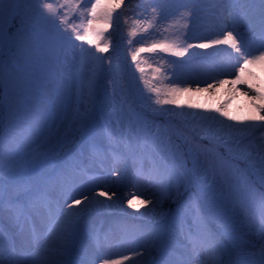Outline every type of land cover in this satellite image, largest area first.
Listing matches in <instances>:
<instances>
[{"label":"snow or ice","instance_id":"6c2138e0","mask_svg":"<svg viewBox=\"0 0 264 264\" xmlns=\"http://www.w3.org/2000/svg\"><path fill=\"white\" fill-rule=\"evenodd\" d=\"M26 3L27 0H9L5 7L4 0H0V50L3 49L6 43H11L14 35H19L21 38L30 36L34 40L37 53L39 54L40 37L34 30L35 24L30 25L28 18L24 15ZM219 3L221 5L219 9V19L221 21L225 20L224 13L227 11L228 17L232 19L234 25L241 23L252 25L255 23L259 29V42L251 52L248 51V42L245 41L244 37L235 27L232 30H222L219 34L220 38L212 40L210 43H200L198 45L200 48L225 45L228 49H231L229 54L231 58L230 67L225 69L224 73H218V75H232L235 73V78L231 81L218 80L215 82L220 84L230 83L232 88L237 92H241V89L236 87L237 85L246 86L241 94L247 99L254 115H250L246 120L241 121L242 127L232 124L226 125L225 127L230 130L229 139H225L219 135L212 137V139H218L225 146H228L230 143L239 144L241 137L251 136L256 130L264 129V77H258L256 72L250 70V66H252L258 68L261 73H264V0H219ZM88 4H90V7L85 6ZM121 4L122 0H109L108 3L104 4L101 3V0H42L38 16L41 20L52 24H55L57 20L59 21L57 31L61 35L64 44H73L74 40L83 41L86 35H91L96 39L89 40V45H94L98 52L103 53L108 51L110 47V41L104 39V34L115 23V14L117 9L121 7ZM190 4V7L185 6L186 10L181 12L179 18L175 21V24L180 29L185 30L181 32V36L184 39L178 36L174 41L161 43L158 46L162 51H172L173 55L183 56L192 47L191 44H188L186 47L184 45L186 44V30L190 28L196 17L198 0H190ZM166 6L167 0H163L162 6L151 9L153 15L146 22V26L143 29L144 32L147 33L149 29L154 27ZM61 9L65 10L63 15H61ZM69 11H71L72 17L68 15ZM256 12H258V17L253 15ZM5 13L7 14V31L5 30ZM77 15L80 18V23H69V20ZM17 21H19V26H17ZM100 21L103 22L102 25L99 23ZM14 28L15 34L12 32ZM136 34L135 31L130 33L131 36H135ZM6 36L7 40L5 39ZM101 40H103V47L99 42ZM156 46L154 45L152 48L147 49V51H154ZM78 47H80L81 52L88 51V49L84 48L83 44L78 45ZM143 51L145 49L141 48L135 52L132 55V60L135 62ZM93 59L102 61L104 57L93 54ZM137 69L143 74L144 68L139 64H137ZM40 70L47 73L42 81V87L47 88L51 85L55 88L58 86L59 80L56 78L55 73L47 69L46 61L41 63ZM141 79L143 80V75ZM257 80L260 83H256ZM144 83L148 91L156 94L155 104L174 103L167 93L161 98V89L153 87L149 81H144ZM211 86V84L208 85V87ZM178 91L180 89L175 85L168 89V92L171 93ZM93 92L94 80L92 78H89L87 81L83 79L79 80L76 89V109L67 127L61 131L60 127L56 125L58 97L55 91L51 94L44 93L48 98L45 101L46 108L42 113L22 108L19 101H14L12 96L11 74L9 73L8 77H6L4 72L0 70V154L7 153L8 159L11 160L10 164L0 165V215L7 210L12 213L13 218L19 224L22 219L27 222L26 209L28 208H33L37 211L40 209L51 210L52 201L49 199L47 191V186L50 182L49 178L40 172H36L35 174L29 173L49 155L65 150L77 140L83 143L86 148L91 147L93 151L96 150V145L91 142L96 114ZM125 105L127 106L128 113L133 118L138 119L132 111L131 104L126 99L122 101V110ZM152 110L154 112L160 111L158 109ZM216 111L220 112L223 116H228L227 112H221L219 108ZM176 115L187 116L196 114L181 112L176 113ZM200 119L204 121L212 120L223 124V121H218L215 116H201ZM229 119H234V117H229ZM43 124H47L46 129L42 127ZM35 137H43L40 150L24 154L14 151L15 146L20 140ZM208 138L207 136L201 137V139ZM189 155L193 156L191 169L187 167V160H184L182 155L178 160L176 153L172 152L170 157L171 165L161 170L153 163L149 170L150 178L157 181L165 193L173 185L176 186L178 192L181 186L187 191L189 185L195 183L196 179H201L197 176L198 161L191 149L189 150ZM127 156L128 154L114 151L112 159L114 162L119 163L122 160H126ZM131 156L136 158V153L132 152ZM137 162L140 164L137 172L138 174H143L145 165L143 155L137 159ZM112 175L119 178L116 171H113ZM261 175L264 176V157H261ZM207 187L210 189L211 185H207ZM76 194L83 196V201L69 196L68 198L72 199V204H68L67 208L63 209V211L57 207L54 213L55 218L52 219L49 225V231L55 230L59 234L60 243L58 246L47 247L45 244H42L40 237L33 230L32 235L35 238L33 248L35 250H32L27 246L25 239L18 241L15 235H6L3 229H0V264H74L70 257L77 251L76 235L80 229L82 218L95 206L110 208L111 204L108 201H112L113 196H115V193L109 195L106 191L100 192L99 195L105 196L107 199L98 200L95 195ZM261 196L264 199V193H261ZM223 198L222 194L206 193L209 209H217L219 201ZM145 203L151 204L152 211L156 212L157 206L162 201H140V204ZM73 205H79L80 207L73 208ZM128 205L129 207L136 206L132 200L128 201ZM156 214L160 216V219L157 220L156 226L146 234L145 244L168 255H173L175 241L170 239L167 226L164 222V217L167 214L164 212H157ZM50 215H53L51 211ZM180 223L183 231V221L181 220ZM195 223L199 225V217L196 218ZM256 224L259 231L264 234V216L259 217ZM84 230L89 239H99L91 223H86ZM183 235L186 246L190 245L192 252L198 254L200 251H204L214 261H218L219 264H225L223 260L225 255L224 248L217 237L207 229L198 227L195 232L189 229ZM41 249L46 252L44 256L40 255ZM81 250H83V247ZM140 254L143 255L144 253ZM127 259L128 257H123L120 260L104 258L102 264H123V260ZM163 264H185V261L177 257L175 261L164 260ZM240 264H264V247H261L259 250L258 260L245 257Z\"/></svg>","mask_w":264,"mask_h":264},{"label":"rangeland","instance_id":"374dc122","mask_svg":"<svg viewBox=\"0 0 264 264\" xmlns=\"http://www.w3.org/2000/svg\"><path fill=\"white\" fill-rule=\"evenodd\" d=\"M9 0H4L6 7ZM42 0H27L24 6V15L29 24L40 26L39 54L34 40L29 36L21 38L14 35L11 43H6L0 50V70L6 77L11 74L12 96L14 101H19L22 108L43 112L46 108L45 92L51 94L55 91L58 97V111L56 125L63 131L76 109V89L79 80H94L93 100L96 104L94 132L91 142L96 145V150L85 147L77 140L63 151L52 153L40 163L31 173L40 172L49 178L47 191L55 185L64 186L79 171L80 173L91 171L100 160L112 161L114 151L128 154L126 160L119 163H127L139 158H145V163L154 162L161 168L171 165V153L175 152L178 160L181 155L187 160L189 168L192 159L186 150L187 145H194V152L199 170L197 183L188 186L185 191L180 187L174 202L162 208L168 233L183 236L189 229L193 232L197 228H205L214 234L224 248L225 264H240L245 257L258 260V253L264 241L256 221L264 216V176L261 175V165L251 163V158H233L230 149L224 151L218 148L216 142L206 140V143H197L198 131L187 124H178L168 116L158 113L146 117V113H154L138 99L135 86L138 77L130 72V65L123 63L120 52L121 41L118 36V26L113 25L104 34V39L110 41V47L106 52H98L94 45H89V40L96 38L86 35L83 41H73V44H64L55 24L41 20L38 16ZM61 15L64 9H61ZM68 15L72 17L71 11ZM5 30L7 31V14H4ZM149 15L142 18V27L136 31L140 37L146 33L143 31ZM69 23H80L79 16L69 20ZM101 25L102 21L99 22ZM19 26V21H17ZM175 27V29H177ZM35 30V29H34ZM15 34V28L12 29ZM148 34L151 32L148 30ZM7 40V36L5 37ZM103 47V40L99 41ZM83 44L86 52H81L78 45ZM75 45V46H74ZM93 54L102 56V61L93 59ZM46 61V67L55 73L59 80L58 86L49 85L42 87V81L47 75L40 70L41 63ZM140 97H144L141 95ZM127 100L131 104L132 111L138 119L133 118L125 105L122 110V101ZM145 113V114H144ZM157 114V113H156ZM42 127L47 128V124ZM159 130V131H158ZM189 132L192 137L184 139V132ZM43 137L22 139L15 146L14 151L20 154L40 150ZM164 144L167 147L160 148ZM136 153V158L131 153ZM8 154H0V165L10 164ZM90 165V166H89ZM251 171L253 173H251ZM257 175H255V172ZM195 179V178H194ZM199 185V186H198ZM207 185H211L209 189ZM204 186V187H202ZM172 187L176 188L175 185ZM207 194H217L224 197L219 201V207L210 210ZM187 203L191 202L187 207ZM182 200V201H181ZM201 202H204L201 206ZM179 217V219H178ZM199 217V225L195 223ZM159 219L151 220L152 227L139 225L146 233L156 226ZM183 221V231L180 221ZM197 254V253H196ZM256 254V255H250ZM200 256V253L197 254ZM159 264V263H154ZM163 264V262H162ZM215 264H219L215 261Z\"/></svg>","mask_w":264,"mask_h":264},{"label":"bare ground","instance_id":"6f19581e","mask_svg":"<svg viewBox=\"0 0 264 264\" xmlns=\"http://www.w3.org/2000/svg\"><path fill=\"white\" fill-rule=\"evenodd\" d=\"M109 0H101V3H108ZM39 3V0H38ZM163 5V0H122L121 7L116 11V21L113 25L118 26V36L121 41V49H113L112 52H120L123 57V63L130 65V72L138 78L135 86L138 99L146 105L149 110L158 109L154 113H144L146 117L154 115L158 118V113L168 116V120L172 119L178 124H187L197 130V143H206L211 140L217 143L218 148L224 151L225 148L230 149L233 158L249 157L250 162L261 165V157H264V129H258L248 137H241L239 144L230 143L225 146L218 139H212L214 135H219L225 139H229L230 130L225 127L232 124L242 127L241 121L246 120L250 115H254L247 99L241 94L245 89V85H237L241 92H237L232 88L230 83L220 84L215 81L224 80L231 81L235 78L232 75L224 73L225 69L230 67L231 49L225 45H213L208 48H200V43H210L212 40L220 38L222 30H232L236 28L238 32L248 42V51H252L259 42V29L255 23L249 25L241 23L234 25L232 19L228 17L225 11V20L221 21L219 0H198L196 9V17L190 26L186 36V44H191L183 56H176L172 51H162L158 46L161 43L174 41L179 36L181 39L180 29L175 24L181 12L185 11V6H191L190 0H167V6L164 8L160 19L149 29L151 34L144 33L141 37L136 29L142 27V18L144 15H153L151 9ZM90 7V4L85 5ZM258 17V12L253 14ZM175 29V27H177ZM95 27V25H94ZM40 26L35 27V31L41 36ZM167 29V30H165ZM135 31L137 34L131 36L130 33ZM157 45L154 51L149 52L147 49ZM141 52L137 60H132V55L140 50ZM242 63V62H241ZM137 64L144 68L143 74L137 69ZM159 69V71H157ZM250 70L256 72L258 77H264L258 68L250 66ZM143 75V80L141 76ZM144 81H149L153 87L161 89V98L165 93L168 94L174 103L172 104H155L156 94L148 91ZM256 83H260L259 80ZM211 84V87L208 85ZM173 85L178 87V92H168ZM143 95L144 97H140ZM221 112H227L228 116L221 115ZM171 110V111H167ZM153 111V110H152ZM195 113L196 115H176V113ZM157 113V114H156ZM215 116L218 121L201 120L200 117ZM153 117V116H152ZM234 117V119H229ZM184 139H191L189 132H184ZM202 136L209 137L201 139ZM160 148L167 147L159 143ZM192 150L193 155L198 159L199 156L194 152V145L189 144L186 150ZM138 159V158H137ZM137 159L127 163H117L112 161L100 160L96 165L90 166L91 171L76 174L64 185H55L48 191L49 199L52 201L51 210L40 209L39 211L28 208L26 215L27 222L23 219L19 224L13 218L12 213L5 210L0 215V229L5 234L15 235L17 240L25 239L27 246L33 248L34 236L33 230L40 237L41 243L47 247H56L59 245V234L55 231H49V225L55 218L54 213L59 207L61 211L67 208L68 204H72L73 196L75 199L83 201V196L76 193H84L95 195L98 200H106L105 196H100V192H108L109 195L115 193L112 201H108L111 207L95 206L92 208L81 221V226L76 235L77 251L70 257L74 264H102L104 258L123 260V264H162L164 260L175 261L177 257L182 258L185 264H215L212 257L200 251V256L191 251V246H186L185 237L177 236L172 232L168 235L172 241L174 254L168 255L160 250L145 244L146 232L140 228H136L141 222H151L153 218L160 219L157 212H162V208L167 207L175 201L177 196V188L171 186L167 193L162 191L161 185L150 178L149 170L154 162L145 163L143 174H138L137 169L140 164ZM191 159L193 156L191 155ZM155 165L163 170L156 163ZM192 168V162L189 169ZM199 164L197 163V170ZM116 171L117 176H113L112 172ZM255 172V171H254ZM251 173H253L251 171ZM258 174V172H257ZM255 172V175H257ZM197 183V182H195ZM204 187V186H202ZM155 198L161 200L162 203L157 206L156 212L152 211V205L149 203L140 204V201H152ZM132 200L135 207H129L128 201ZM187 207L191 202L187 203ZM182 201V200H181ZM189 201V200H188ZM204 202H201V206ZM79 205H73L78 208ZM50 211L53 215H50ZM91 223L96 230L99 239H89L85 233L84 225ZM23 230V231H22ZM264 246V241L262 242ZM83 247V250L81 248ZM140 253H144L141 255ZM46 252L41 249L40 255L44 256ZM116 257V258H115Z\"/></svg>","mask_w":264,"mask_h":264}]
</instances>
